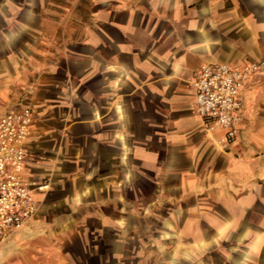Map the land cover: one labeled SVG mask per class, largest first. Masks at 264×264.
I'll use <instances>...</instances> for the list:
<instances>
[{
    "label": "crops",
    "instance_id": "1",
    "mask_svg": "<svg viewBox=\"0 0 264 264\" xmlns=\"http://www.w3.org/2000/svg\"><path fill=\"white\" fill-rule=\"evenodd\" d=\"M246 61H264V0H0V115L33 108L50 240L92 248L7 262L264 264V88L226 141L192 85Z\"/></svg>",
    "mask_w": 264,
    "mask_h": 264
},
{
    "label": "built area",
    "instance_id": "2",
    "mask_svg": "<svg viewBox=\"0 0 264 264\" xmlns=\"http://www.w3.org/2000/svg\"><path fill=\"white\" fill-rule=\"evenodd\" d=\"M197 114L211 130L236 138L245 102L264 85V61L202 66L192 81ZM34 121L31 106L15 107L0 115V247L36 215V190L47 191L26 173L28 146Z\"/></svg>",
    "mask_w": 264,
    "mask_h": 264
},
{
    "label": "rangeland",
    "instance_id": "3",
    "mask_svg": "<svg viewBox=\"0 0 264 264\" xmlns=\"http://www.w3.org/2000/svg\"><path fill=\"white\" fill-rule=\"evenodd\" d=\"M260 88H264L262 85ZM259 89V88H258ZM256 91V90H255ZM35 220L36 226L33 228H28V226ZM50 221V218L45 212V202L38 201V211L34 218L26 224V226L17 232L13 233L12 236L6 241L12 240L11 246L6 250L5 256L8 259H3L0 264H11L7 262L12 258L16 257H28V256H44V255H68V254H89L91 253V247H82L71 243L69 238L65 237L58 232H53L55 234L50 240L51 231L46 229V223ZM76 237L75 235L71 238ZM61 240H64L63 242ZM66 240V242H65ZM68 242L69 245H66ZM12 261V260H11Z\"/></svg>",
    "mask_w": 264,
    "mask_h": 264
}]
</instances>
